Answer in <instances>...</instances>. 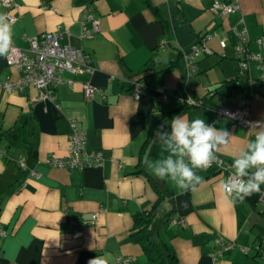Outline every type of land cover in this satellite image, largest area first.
<instances>
[{
	"label": "crops",
	"instance_id": "0c3cea01",
	"mask_svg": "<svg viewBox=\"0 0 264 264\" xmlns=\"http://www.w3.org/2000/svg\"><path fill=\"white\" fill-rule=\"evenodd\" d=\"M13 1L14 45L26 49L27 37L67 31L94 70L64 72L53 101L37 99L39 90L33 86L0 90V225L6 232L0 238V264H87L96 256L106 264H120L118 257L149 264L133 237V215L150 210L158 199L154 181L169 195L150 228L177 264H264L255 248L264 243V208H256L254 194L243 202L227 201L218 187L226 173L216 166L198 170L203 183L182 191L155 177L145 164L167 155L154 134L161 127L170 131L176 115L227 129L230 142L216 155L229 160L254 138V130L216 120L214 110L247 105L252 118L264 120V83L254 62L238 74L232 33L244 26L250 49H257L256 39L264 38V0ZM216 1L236 9L221 14L213 8ZM86 9L100 21L93 38L80 37ZM205 32L212 52L200 53L196 72L186 79L180 51H190ZM147 63L153 72H142ZM21 76L0 55V81ZM136 79L143 84L137 98L132 94ZM83 83L101 93L85 98ZM160 89L172 93L165 103L156 102ZM187 97L204 105L190 106ZM72 124L85 134V151L101 153L102 165L70 169L47 164L51 157H67ZM8 131L18 136L10 137ZM181 219L182 224L173 222ZM219 236L235 246L215 261ZM242 246L248 251H241Z\"/></svg>",
	"mask_w": 264,
	"mask_h": 264
},
{
	"label": "built area",
	"instance_id": "2783aa9c",
	"mask_svg": "<svg viewBox=\"0 0 264 264\" xmlns=\"http://www.w3.org/2000/svg\"><path fill=\"white\" fill-rule=\"evenodd\" d=\"M180 1V0H177ZM0 5L4 8L2 15H6L11 22V26L15 23L17 16L12 12L16 3L13 0H0ZM214 10H219L221 14H228L234 12L235 5L224 4L216 1L213 5ZM86 14L81 20V32L80 37L93 38L94 35L100 31V21L96 18L92 12L86 9ZM90 22L91 27H87L86 23ZM234 37V51L236 60L239 63L240 71L239 75H242L246 70H249L252 62L255 63V67L259 70V81L264 83V38L256 39L257 49L255 51L250 49L249 37L247 29L244 26L232 29ZM199 42L193 45L189 54L182 53L186 61L185 64V76L189 79L193 72L196 70V66L193 65V59L198 57L201 52L211 53L212 51L206 46V41L210 38V34L205 32L201 35ZM28 47L22 49L13 44L11 39L10 52L5 55L6 62L9 66L16 68L22 72V76L17 81H0V90H6L13 92L17 89H22L24 86H33L39 90L37 99H46L53 101L54 89L56 85L63 81L62 74L68 73H86L91 74L94 70L93 65L85 58L81 49L74 47L69 41V33L67 31H45L27 37ZM221 45L225 46V40H221ZM252 83V80H249ZM143 88L142 82L139 80L133 81L132 94L137 98ZM82 92L84 97L92 99L94 94L101 93V89L92 83H83ZM172 96L171 91L160 89L159 96L157 97V103H165ZM104 98V96H103ZM189 105H198L201 102L195 101L192 98ZM215 118L230 120L243 127L250 129L249 124L254 122H264V120H256L251 117L250 109L247 105H241L237 107H219L214 110ZM85 134L78 130L74 124H72V134L70 136L68 154L64 159L51 157L47 160V164L50 166H67L70 169H81L97 167L102 165L103 158L99 152L88 153L85 151ZM218 159L213 162L211 166L218 167L219 170H223L226 173V177L232 171L231 164L233 161L217 155ZM21 165L24 166V159L21 160ZM204 168V169H206ZM256 208L262 210L264 208V188L261 187V191L257 193ZM174 223L182 224L181 220H173ZM6 236L5 230L0 225V238ZM216 249L212 253L213 258L217 261L218 257L235 246V243L231 240H227L222 236L215 239ZM255 248L259 251V255L264 260V249L260 244H255ZM241 251L247 252L248 247H240ZM118 263L131 264L130 257H118Z\"/></svg>",
	"mask_w": 264,
	"mask_h": 264
},
{
	"label": "clouds",
	"instance_id": "9594fccd",
	"mask_svg": "<svg viewBox=\"0 0 264 264\" xmlns=\"http://www.w3.org/2000/svg\"><path fill=\"white\" fill-rule=\"evenodd\" d=\"M11 22L0 14V55H7L11 49ZM193 102L191 97L188 103ZM170 131L163 127L155 131L154 139L160 142L164 152L156 160H146L152 174L160 180H169L182 191L196 188L203 183L198 170L210 166L218 157L216 152L230 142L232 134L223 128H216L204 119L176 115L169 124ZM254 138L235 155L232 171L218 187L230 203L243 202L247 197L261 191L264 185V122L249 124ZM87 264H106L104 258H90Z\"/></svg>",
	"mask_w": 264,
	"mask_h": 264
},
{
	"label": "trees",
	"instance_id": "16d2710c",
	"mask_svg": "<svg viewBox=\"0 0 264 264\" xmlns=\"http://www.w3.org/2000/svg\"><path fill=\"white\" fill-rule=\"evenodd\" d=\"M201 37L202 36H200V38ZM180 54L182 56V51H180ZM142 72L144 73L153 72V70H152V67L147 63L146 67H144V70ZM198 102H201V103L198 105H190V106H203L204 105L203 100L202 101L199 100ZM7 133H8V136L10 137L16 136V135L18 136L17 132L8 131ZM141 165H142L141 162L138 163V167ZM140 171H141L140 169L137 170V172H140ZM153 186L158 191L159 197L156 200V202L153 204L150 210L138 212L133 215V219H134L133 237L135 238V240L139 241V243L142 245L147 262L149 264H177L176 256L174 255V253L169 249L168 245L164 241L155 238V230L150 228L151 222L158 211L161 200L165 196L169 195V192L167 191V189H165L164 186H162L160 182L154 181ZM257 198H258L257 193H254L252 200L255 206L257 203ZM258 244H260V246L262 247V244L264 243L259 242Z\"/></svg>",
	"mask_w": 264,
	"mask_h": 264
},
{
	"label": "rangeland",
	"instance_id": "374dc122",
	"mask_svg": "<svg viewBox=\"0 0 264 264\" xmlns=\"http://www.w3.org/2000/svg\"><path fill=\"white\" fill-rule=\"evenodd\" d=\"M193 47V46H192ZM192 47H191V49H190V51H185V54H189L190 52H191V50H192ZM202 53H204V54H207V53H205V52H201V54ZM200 56V55H199ZM198 56V57H199ZM198 57H196V58H198ZM182 58H183V62H184V66H185V64H186V61H185V59H184V56H182ZM196 58L195 59H193V65H195L196 67H197V65H196V63H195V60H196ZM237 61V60H236ZM238 62V61H237ZM239 64V63H238ZM196 70H197V68H196ZM196 70H195V72H196ZM239 71H240V66H239V70H238V73H239ZM195 72H193V73H195ZM191 76H193V74L191 75ZM216 110V109H215ZM226 158V157H225ZM152 160V159H151ZM231 161H233V160H231ZM212 167H215L214 165L212 166Z\"/></svg>",
	"mask_w": 264,
	"mask_h": 264
}]
</instances>
